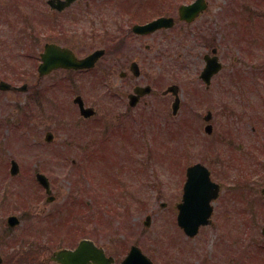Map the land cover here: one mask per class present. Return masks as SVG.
<instances>
[{
    "label": "flooded vegetation",
    "instance_id": "flooded-vegetation-1",
    "mask_svg": "<svg viewBox=\"0 0 264 264\" xmlns=\"http://www.w3.org/2000/svg\"><path fill=\"white\" fill-rule=\"evenodd\" d=\"M263 3L264 0H0V15L6 24L0 28V82H3L0 84V212L12 201L22 207L26 202L34 201L36 191H39L38 195H44V189L36 181L38 174L46 177L53 192L54 179L48 177L46 164L49 161L46 158L58 159V156H35L29 185L23 184V178H20L23 173L17 156L24 120L31 121L30 125H33L40 118L45 119L40 113L39 100L66 99L71 96V90L74 97L83 99L82 84L103 85L102 92L97 94L99 101L93 105L94 115L80 119L79 161L83 171L90 164L94 166L96 162L115 160L111 176L116 185L113 190L109 185L106 187L112 197L107 206L119 209L123 205L121 210L134 206L136 115H142L146 129H159L164 116L174 118L178 138L175 157H181L179 143L183 115L198 113L195 110L200 106L183 102L186 82H192L194 86L187 88L190 98L184 97L197 104L206 103L204 110L209 114L211 127L208 148H212L213 140L229 136L224 124L228 105L223 99L228 96L230 83L240 85L244 99L258 98L260 94L258 90L264 67ZM188 37H191L190 42ZM139 49L142 53L138 52ZM46 50L50 68L40 74L39 66ZM97 51L98 56L89 63V67L78 66L80 61ZM208 60L217 63L219 69L211 76L209 85L204 86L200 73ZM237 67L241 69L234 70ZM172 85L178 86L180 100V108L174 116L171 104L175 96L167 92ZM139 87L146 88L148 92L136 94ZM203 89L209 92L211 101L208 103L201 101L206 95ZM217 94L223 97H217ZM23 104H31V111L23 114ZM209 104L211 106L207 108ZM85 106L91 107L90 104ZM200 127L196 129L197 133L203 128ZM194 143L190 142L191 145ZM63 146L70 148L67 142ZM88 150H91L90 155ZM227 158L228 162L232 159L230 156ZM66 160L64 157L63 162ZM12 161L18 164L19 171H9ZM200 161L206 163L205 160ZM89 170L94 172L93 167ZM224 173L229 176L228 182L213 178L219 187L212 201L208 226L216 225L224 236L208 238V257L204 254L191 257L188 264H264V238L257 232L239 235L248 224L254 226L251 220L245 219L247 208L255 210L261 218L264 214V172L251 183L244 176L234 178L238 175L236 171ZM212 176L214 174L210 172ZM146 180L144 178L143 183L147 185ZM151 180L147 181L148 186L152 185L157 196L171 194L167 193L168 188H157L161 181L166 183V177L153 175ZM173 180L178 204L182 202L185 173L180 172ZM82 181L79 197H70L64 208L54 210L64 217L63 220H57L56 215L52 217L53 212L43 209L42 214L47 220H34L23 230L21 237L18 236L21 240L14 246H20L13 253L17 260L30 252L34 244L36 250H32L30 255L36 252L42 255L39 252L42 244L55 246L57 225L62 227L60 233L66 238L76 235H73L71 227L76 226L79 232L86 228L85 221L81 219V216H86L87 203L82 202L86 193L85 183L94 186L92 190L101 198L104 194L96 186L94 174L88 179L82 172ZM17 185H22L18 191L15 189ZM23 193L27 194L24 203L20 199ZM19 217V225L14 228L7 227L6 219H0L3 222L0 229L4 228L2 234L17 229L21 224ZM203 238L200 240L202 244ZM73 244L68 248L77 243ZM99 247L113 259L112 264H121L123 254L117 257L115 252ZM180 260L174 264H182ZM46 262L51 261L41 257L40 264Z\"/></svg>",
    "mask_w": 264,
    "mask_h": 264
},
{
    "label": "rangeland",
    "instance_id": "rangeland-1",
    "mask_svg": "<svg viewBox=\"0 0 264 264\" xmlns=\"http://www.w3.org/2000/svg\"><path fill=\"white\" fill-rule=\"evenodd\" d=\"M264 3L262 4V9L264 10ZM261 6H259L260 8ZM1 14V12H0ZM6 26L3 24V18L0 15V28ZM191 37H188L190 42ZM264 40V36H263ZM30 48V47H29ZM134 49L137 51V45L135 44ZM191 50V49H189ZM192 51V50H191ZM138 52L142 53V49H139ZM232 53L235 54V49L232 50ZM262 59L264 61V49L262 51ZM240 70V67L234 68V70ZM183 91V102L191 103L196 107L195 111H198L202 115L205 113L204 106L206 103L197 104L190 100L189 95H187V88L194 86V83L190 82L184 84ZM231 87H228V96L224 97V103L227 107V116L225 117L224 124L227 127V133L229 136H226L227 139L213 141V146L209 149L208 138L196 129L203 124L201 117H196V115L188 112L183 118L187 119L183 121L184 131L181 134V141L179 143L180 150L182 151L181 157H175V151L177 146V141L174 142V135L176 131L168 129L167 136L165 137L166 132L159 137L161 144L158 143V138L153 139L151 136V131L144 132L141 130L142 115L135 116V136H134V154L136 165H134L135 173H143V166H137L138 163L146 165L145 176L147 178L144 194L137 197V201L131 206L129 211H122L124 208L123 205L118 207L119 209H114L113 211L106 210V204L112 200L110 192L106 187L109 185V189L113 190L115 185L112 182V166L115 164L114 159H108L98 164L89 165L87 170H83L86 174V177H91L94 174L95 179H97L96 186L99 188L100 192L103 191L104 196L97 195L92 190L93 187H90L85 183L84 186V197L82 202L87 203L85 211L88 212L85 217L81 216V219L87 223L86 228H82L79 232L76 230V226L71 227L74 229L75 236L63 235L60 228L61 226L57 225L55 229V246L50 247L42 244L41 252L42 255L38 252L31 254L32 250H36L35 244L21 260H17V256H14L13 253L19 248L20 245L14 246L16 243L20 242L21 234L23 230L31 224L34 220H47L43 216V209L48 212H53V216L56 215L57 220H63L64 217L57 214L54 210L58 208H64L66 200L70 197H76L73 193H78L80 187V166L77 163V158L81 155V151L73 148H65L63 142L67 140H73L74 137H77L75 141L76 144H80V128L75 127L74 122H68L69 130L72 131L70 134L69 130L64 131L63 123L56 122L53 123L51 120L59 121L60 118L64 116V113L71 112L77 116L76 109L72 104L74 97V92L71 90V96L66 99H50V100H39V105L42 110V113L45 116V119L39 120V122H33V125H30L28 122L24 121L22 141L19 143V154L18 161L21 166V172L23 173L20 178H23V184H28L32 180L33 175L30 173L34 168V157L35 156H45V157H56L58 159H49V164H46V171L49 172V178L54 179L53 186V195H55V201L51 203H46L44 200V195H38L39 191H36V196L34 201L26 202L22 207L20 204L14 203L12 201L10 205H7L6 209L3 212H0V219L5 221L8 215L14 214L19 217L21 224L20 226L13 230L11 233L7 232L2 234L0 229V255L2 257V264H40L41 257H44L45 260L49 258L51 253L58 248H62L65 245H71L73 242H77L81 236L90 238L95 241L98 245L105 247L108 252H115V256L120 257L131 244H138L142 251L152 258L158 264H174V261H183L182 264H188L192 261L191 257L201 256L204 254L208 257V238L213 236H224L223 232L217 226L203 228L201 233H199L196 239H186L184 234L175 226V206L178 200L173 194H161V196H156L155 191L151 186H148V180L151 182V173H162L171 180L179 176L180 172H184L187 165L196 160H205L212 158V164H209L211 171L214 174V178L218 181L228 182L229 176L225 174L226 171H236L238 175L234 178L249 175L250 179L257 178V174L264 172V68L262 70V80L259 86L260 96L258 98H249L244 99L241 96L242 90L240 85L235 84L234 82L230 83ZM84 87L82 94L88 103L96 104L98 103L97 94L102 92L101 84H82ZM215 87L216 84H214ZM218 88V87H217ZM219 88H222L220 86ZM204 95L201 101H206L207 103L211 101L209 92L204 90ZM188 96V97H184ZM217 97L222 98L223 96L217 94ZM222 101L221 99L219 100ZM42 104V105H41ZM0 106H2L0 104ZM211 104L207 108H209ZM106 108H108L106 106ZM206 108V109H207ZM109 109V108H108ZM27 107L23 104V114L26 112ZM168 117V116H167ZM61 120V119H60ZM163 126H161L162 129ZM170 126L168 125L167 128ZM201 128V127H200ZM254 128V130H252ZM50 129V130H49ZM51 131L54 134V140L50 144H43V139L46 131ZM202 130V129H201ZM144 136V137H143ZM149 139L152 141L150 142ZM178 139V138H177ZM176 139V140H177ZM40 140V142H36ZM79 140V141H78ZM191 141H195L194 144H190ZM162 145V146H160ZM160 147V151L165 149L162 152H159L156 148ZM157 153L158 159L154 157V153ZM175 150V151H174ZM16 151V150H15ZM17 152V151H16ZM91 150L87 151V154L90 155ZM163 153V154H161ZM211 157H210V154ZM14 155V152H11ZM161 154V155H160ZM10 156V154H7ZM140 155H142L143 161H140ZM228 156L232 157L230 162H228ZM64 157H67V160L64 161ZM151 160V161H150ZM52 163V164H50ZM93 167L94 172H91L89 168ZM232 178L231 180L233 181ZM249 180V179H248ZM144 178H142V183ZM250 183V181H249ZM22 186V185H21ZM17 185L15 189L18 191L21 187ZM141 193L139 190H136ZM24 192V191H23ZM27 194L23 193L20 199H24ZM156 198V201L152 203L151 201ZM38 203V204H37ZM98 203H101L98 205ZM108 203V204H109ZM164 204V205H163ZM115 206V205H114ZM93 210V211H90ZM122 211V216L120 217L119 211ZM232 210V209H231ZM101 217V221H94V218H91L93 212H97ZM264 213V211L262 212ZM58 216V217H57ZM150 216V224L148 227L144 226L145 217ZM78 215L74 219V225H76ZM70 219V218H69ZM239 219V216L237 217ZM244 219V218H241ZM246 219V218H245ZM67 220V219H66ZM264 221V214L261 218L255 221L256 228H252L251 233L260 230L261 224ZM3 222H0V224ZM5 223V222H4ZM78 229V228H77ZM244 229V228H243ZM243 231V230H242ZM238 234V233H237ZM60 235V236H58ZM3 236V237H2ZM232 236V234H231ZM201 237L203 238V244L200 242ZM10 239V240H9ZM72 239V242L71 240ZM189 259V260H188ZM180 260V261H181ZM45 264H54L46 262Z\"/></svg>",
    "mask_w": 264,
    "mask_h": 264
},
{
    "label": "water",
    "instance_id": "water-1",
    "mask_svg": "<svg viewBox=\"0 0 264 264\" xmlns=\"http://www.w3.org/2000/svg\"><path fill=\"white\" fill-rule=\"evenodd\" d=\"M94 57L91 56L90 58H87L86 60H83L80 62V67H87V63L92 60ZM76 102L79 103V106L81 108V113L83 115H89L90 114V111L89 110H83L82 109V103L80 101V99L76 100ZM196 167L190 169L189 171H192V170H195ZM199 222H201L200 220L197 221V224L196 222H190V223H187L185 221H183V226L186 230V232H190L192 235L195 234L196 230H197V226L199 224ZM18 223L17 219L15 217H9L8 218V224L10 226H14ZM262 233L264 235V227H263V230H262ZM81 253H86V256L87 257H94L95 256V250L91 248L90 245H87L86 246V250L84 249V244H81L80 247H78V249H76L74 252H66V251H61L59 252L56 256V259L59 260L62 264H69L70 263V260L71 259H80V257L82 256ZM127 262L129 264H151L150 262H148L147 260L144 259V261H142L140 259V255L138 254L137 252V249L134 248L131 250V253L129 254L128 258L126 259L125 263L127 264ZM141 262V263H140Z\"/></svg>",
    "mask_w": 264,
    "mask_h": 264
}]
</instances>
